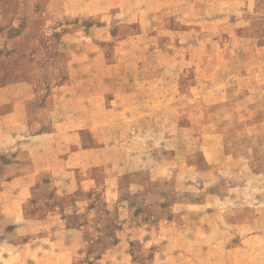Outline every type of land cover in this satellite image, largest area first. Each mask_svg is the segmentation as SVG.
Here are the masks:
<instances>
[{"label": "rangeland", "instance_id": "obj_1", "mask_svg": "<svg viewBox=\"0 0 264 264\" xmlns=\"http://www.w3.org/2000/svg\"><path fill=\"white\" fill-rule=\"evenodd\" d=\"M0 264H264V0H0Z\"/></svg>", "mask_w": 264, "mask_h": 264}]
</instances>
